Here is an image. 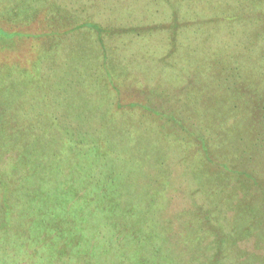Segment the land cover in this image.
<instances>
[{"label":"trees","instance_id":"16d2710c","mask_svg":"<svg viewBox=\"0 0 264 264\" xmlns=\"http://www.w3.org/2000/svg\"><path fill=\"white\" fill-rule=\"evenodd\" d=\"M126 4L129 13L113 15L115 5ZM42 14L49 28L39 27L33 36L51 43L45 47L49 57L59 49L53 42L73 37L94 40L106 60L107 51L121 47L116 35L128 33L147 50L152 36L165 34L168 45L157 61L166 66L167 58L179 57L195 67V116L229 136L235 132L239 146L235 155L222 156L209 132H176L184 148L174 155L166 150L159 165L142 170L144 196H135L131 167L120 164L125 151L109 146L125 144L126 132L113 140L86 139L79 130L90 121L48 106L61 90L54 82L39 83L40 60L20 58L10 67L6 58L0 62L1 85L13 80L31 99L21 104V115L11 104L0 117V264H264V0H82L77 7L0 0V21L6 23L0 34L24 38L17 28ZM21 44L16 39L4 51L14 57ZM196 48L201 52L194 57ZM104 59L101 81L118 98L104 96L113 107L91 125L99 132L100 122L127 116L117 106L123 90ZM138 108L142 116L157 113ZM178 170L189 181L186 188L173 184ZM175 193L203 203L170 213Z\"/></svg>","mask_w":264,"mask_h":264},{"label":"rangeland","instance_id":"374dc122","mask_svg":"<svg viewBox=\"0 0 264 264\" xmlns=\"http://www.w3.org/2000/svg\"><path fill=\"white\" fill-rule=\"evenodd\" d=\"M54 1L59 5H63V2H65L68 6L75 5L77 7L82 0ZM115 6L117 8L113 11L114 16H118L120 13L125 16L129 13L131 7L129 4L121 5V7L119 5ZM14 8L16 7L14 6ZM67 9L73 11L68 7ZM93 13L95 14L94 11ZM39 20L40 24L38 23ZM39 20L29 26L17 28V30L22 31L19 32L25 36L24 38L16 37L12 40L4 38L0 34V62L10 58L7 62H10V67H13L15 63H19L17 60L20 58L26 59V62L30 56H33L34 60L38 58L40 60L37 64L40 67L39 83L54 82L55 86L61 90V94H58L60 98L57 97L59 100H56L55 103L60 105L61 108L47 100L48 106L54 108L55 110L53 111L58 108L61 115L72 120L84 119L90 121L84 122L85 129L79 130L80 132H86L84 135L81 133L86 139H97L100 137V139L110 138L113 140L115 136L123 138L126 132V136L123 139L126 142L125 144H118L120 145L118 146L110 141L109 146L115 152L121 149L124 150L125 155L129 157H124L120 164L131 167L128 179L130 181L134 178L138 182L136 183L137 191L139 192H136L135 196H144L142 191L145 190V186L142 184L147 182V180L141 178L139 181V174L144 175L142 170L159 165L158 160L162 159L163 155L165 156L166 150H169L174 155L176 150L184 148L182 145L184 142L177 138L179 135L176 132H192L198 136H202L203 133L207 135L206 132H209L211 145L218 149L222 156L224 152L227 156L231 152L234 154L238 148V136L235 132L229 136L230 132H224L220 125H217L214 129L209 124L202 122L205 120L203 117L195 116L196 113H199V108L198 105H194L195 102L191 99L192 93L190 94V91L193 87L192 78L196 69L186 61L182 63L179 57V61H176V57L167 58L166 66L159 63L157 58L161 55L163 56V53H160V48L165 50L168 45L162 41L159 47L154 49V41L160 36H152L149 42L152 46L150 45L147 50H144L143 47H136L129 42L125 37L127 36L126 34L116 35L114 42L120 44L121 51L120 53L117 52V49L107 51L106 60L96 51V42L94 40L84 37H73L71 40H63L59 44L53 42L52 45L59 47V49L53 50V55L49 57L45 53V47L51 43L45 42L47 39L35 40V36H33L34 31L39 27L49 28V19L46 18L45 14H42ZM5 26L6 23L0 21V27L5 28ZM11 26L7 25L6 28L9 29ZM162 36L166 37L165 34ZM56 37L54 35L51 36V38ZM16 39L21 43L23 42V44L25 43V45L21 44V52L16 53L13 57V55L5 52L4 49L6 50L8 44H14ZM200 52L201 50L196 48L193 56L197 57ZM141 55L144 56L142 58L136 57ZM103 59L105 62L107 61L106 67L115 86L123 90L122 98L119 99L121 101L117 106L126 110L127 116L121 120L111 116L113 120L100 122L101 131L99 132L92 130L91 125L93 122L96 123L98 120L105 119L107 113L113 107L104 96H116L118 98L113 90L110 91L108 88L106 90L105 84L101 81L103 77L101 78L100 70L103 68ZM139 67L145 70V76L137 71ZM130 77V81L136 77L137 82L145 78L147 87L143 86L146 85L145 81H139L134 83V85L130 81L126 83V80ZM13 82L15 81H4L1 85L0 80V117L3 116L5 110L11 104L15 114L21 115L22 112L19 113L21 104L31 99L26 95L25 90L22 91L23 89ZM3 91H6L7 94L3 95ZM138 106L144 107L145 111L149 110L157 113L153 116H142V113L136 111L139 109ZM46 113L50 115L51 112ZM212 120L217 121V119ZM79 131L76 132L79 133ZM55 134L61 135L60 132H55ZM182 172L176 171L173 184H181L183 188H186L189 181L180 175ZM199 180V184L204 186V179L199 177ZM173 197L177 198V205L175 206L176 209L173 207L170 213L181 209L194 208L196 204L203 203L191 198L186 201L187 195H183V193L178 195L175 193ZM252 243L253 241L247 243L251 249L253 248Z\"/></svg>","mask_w":264,"mask_h":264},{"label":"crops","instance_id":"0c3cea01","mask_svg":"<svg viewBox=\"0 0 264 264\" xmlns=\"http://www.w3.org/2000/svg\"><path fill=\"white\" fill-rule=\"evenodd\" d=\"M115 25L118 26L119 28H122V29L125 28V27L123 26V24H120V25H119V24H115ZM126 34H128V33H126ZM165 38H166V37H163V36L160 35V37L154 41V43H155L154 49L157 48V45H160V43H161L162 41H163V43H166V41H164ZM126 39H127L129 42L133 43L136 47H140V43H139V41H137V38H131V37L128 38V37H126ZM120 51H121V47H120V49H119L117 52L120 53ZM133 69H135V68H133ZM137 71L140 72V73H142V74L145 76V70L142 69L141 67L137 68ZM134 80H137L136 77H134ZM139 81H140V82L145 81V82H146V85H143V86H144V87H147V81H146L145 78H144V79H141V80H139ZM139 81H138V82H139Z\"/></svg>","mask_w":264,"mask_h":264}]
</instances>
